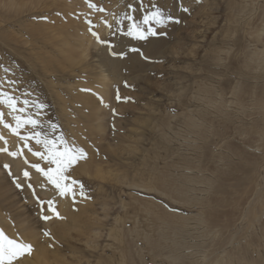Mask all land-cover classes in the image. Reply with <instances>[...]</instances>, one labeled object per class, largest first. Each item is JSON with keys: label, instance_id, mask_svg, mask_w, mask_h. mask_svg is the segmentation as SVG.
Masks as SVG:
<instances>
[{"label": "rangeland", "instance_id": "obj_1", "mask_svg": "<svg viewBox=\"0 0 264 264\" xmlns=\"http://www.w3.org/2000/svg\"><path fill=\"white\" fill-rule=\"evenodd\" d=\"M242 1L25 0L24 6L9 8L10 0H0V82H17L11 87L5 83L0 91L34 102L22 114L0 104L4 122L14 126V115H32L42 125L36 131L53 140L62 136L67 147L86 153L66 173L79 182L74 198L61 197L35 171V164L45 170L54 166L27 149L17 155L24 165L21 176L0 158V176L8 183L0 197V230L32 246L30 255L13 264L37 261L34 252L40 248L53 264H264V84H254L247 67L249 55L264 49V33L251 38L246 19L239 14L234 17L237 23L233 21L232 7ZM262 2L243 4L260 15ZM153 5L171 20L156 29L162 34L149 37L164 40L174 55L169 50L165 59L140 54L143 69L125 70L120 83L109 81L114 104L105 111V131L89 133L75 117L71 95L76 89L89 97L98 94L87 84L76 85L95 81L98 74L92 67L58 64L62 41L76 45L74 33L81 32L75 27L86 24L87 35L97 42L88 55L106 46L113 57H121L116 38L129 22L124 20L115 35L107 26L106 37H101V24L105 27L107 21L115 28L125 14L139 20L145 11L154 10ZM259 25L260 20L255 27ZM92 61L96 59L88 56L83 65L92 66ZM177 83L181 91L174 90ZM35 104L44 107L38 110ZM188 118L197 126H188ZM29 131L26 127L20 134ZM0 136L9 151L23 147V141L2 125ZM0 143L5 147L3 140ZM28 143L33 151H44L34 141ZM84 163H89V173L81 170ZM96 167L107 174L98 177ZM25 170L28 180L22 175ZM16 183L23 186L17 188ZM59 198H68L78 216L79 226L65 234L58 228L68 221ZM50 200L59 218L47 210ZM44 215L51 218L44 220ZM94 231L101 233L98 240L86 237ZM77 240L95 248L87 249ZM176 258L180 262L175 263Z\"/></svg>", "mask_w": 264, "mask_h": 264}, {"label": "bare ground", "instance_id": "obj_2", "mask_svg": "<svg viewBox=\"0 0 264 264\" xmlns=\"http://www.w3.org/2000/svg\"><path fill=\"white\" fill-rule=\"evenodd\" d=\"M11 2L8 4L9 8L13 7L14 5L21 4V7L26 4L25 0H22L20 2H14V0H10ZM241 1V0H240ZM244 1V0H243ZM236 5L232 7V18L233 21L237 23V20L234 18L236 15H241L242 19H246L245 21L246 24L245 29L248 27L251 29L249 35L252 36L255 35V38H262L263 33H264V3L261 6V13L258 16L256 9L252 8V10L247 9V3L245 5ZM262 1V0H261ZM264 1V0H263ZM108 2V0H106ZM260 20V25L259 27H255V23L259 22ZM232 21V19H231ZM241 24V22H239ZM238 23V24H239ZM257 25V24H256ZM76 26V25H75ZM75 29H79L81 33H74V39L75 42L77 43L76 45L71 43L69 40H64L62 41V51L60 52V58L57 59L58 64L66 65L67 63L70 64L71 66H76V65H81L83 70H86L88 68L93 69V71H96L98 74V77L95 81H85V82H76L77 87L78 85H88L91 88H94L97 90L98 94H94L93 96L89 97L88 93L81 92L79 89H76L72 92V97H73V102L75 105L74 114L75 117L78 118L79 120L83 122L84 126L87 127V131L89 133H93L92 131H96L98 133H102L105 131V123H104V118L106 117V112L108 111V106L111 104H114V88L113 91L111 89V86L109 85V81L113 82H122L125 79V70H141L143 69L144 63L140 60L139 55L143 53L146 56H158L162 59H165L168 57V54H166V50L168 53L172 52L173 50H170L169 45L165 47V41L162 40L160 42H157L156 40L148 37L145 41L143 40H137L133 39L131 37L121 35L120 33L117 35V49L119 50L120 53H122L121 57H113L111 52L108 50L106 46L101 47L99 50H97L94 53H91L88 55V51L91 49V47H96L97 42L93 39L91 35H87L88 30L86 24L77 26ZM125 29V26H124ZM253 30V31H252ZM247 31V30H246ZM110 32V29L107 28V26L103 27L101 24L100 26V33L101 37H106L107 33ZM248 33V32H247ZM204 34V33H203ZM70 36L71 33L69 34ZM259 40V39H258ZM69 47L65 49L64 47ZM64 49V50H63ZM131 49H138V51H131ZM254 50V49H253ZM88 56L91 57V59H96V61L93 63L92 61V66L91 64L89 65H83L84 60L88 58ZM248 62V68H251V79H253V83L258 85L260 83L264 84V49H256L254 50L251 55H249V58L247 60ZM95 64V65H94ZM47 67H51V63H47ZM82 70V71H83ZM67 84L70 83L69 79H64ZM262 84V85H263ZM64 85V84H63ZM75 85V86H76ZM176 86L173 85L174 90H180L179 86L182 85L181 83L175 84ZM256 85H253V87H256ZM74 86V87H75ZM181 88V87H180ZM183 88V86H182ZM73 90V89H71ZM181 91V90H180ZM169 92V91H168ZM167 92V93H168ZM175 93H171L172 97H175ZM113 101V103H112ZM66 102V101H65ZM68 102V101H67ZM71 102V101H70ZM69 102V103H70ZM110 107V106H109ZM204 113V112H203ZM186 124L190 126L191 128H194L197 126V124L194 122L192 118L186 119ZM79 127V125H78ZM78 129H82L79 127ZM152 131H155L154 128ZM2 146V143H0V147ZM0 158L4 159L5 162H8L12 168L15 170L17 175L21 176V171L23 169V163L20 160V158L17 156L15 158L13 157H8L5 156L4 154H0ZM82 161V159H81ZM81 170L85 173H89L90 171V165L89 163H84L81 167ZM1 172V171H0ZM2 173V172H1ZM3 174V173H2ZM95 174L98 177H104L107 173L100 167L95 168ZM36 176L39 182H41L40 175L38 173L34 174ZM118 175H114V178L117 179ZM6 176L3 175V177L0 176V197L4 195L2 192V189H5L8 187V183L5 181ZM106 180V178H105ZM10 186V185H9ZM12 192V187H9ZM48 190H52V188L48 187ZM63 202V214L68 221H71V225H68V221L62 223L63 225H59V230H62L61 233L65 234L66 232L70 231L74 226H79L78 221L75 219L78 218L77 214H75L72 209H71V202L69 199H62L59 198ZM71 203V204H70ZM76 221V222H75ZM20 225L24 227V230L27 229L25 227V222L21 221L19 218ZM34 234V232H33ZM86 237L92 238V240H98L101 237V233L94 231V232H89L87 233ZM87 239V238H86ZM32 241H35V238L32 237ZM79 243H82L83 240H77ZM83 245H87V249H92L95 248V246L88 245V242H83ZM35 246V244H34ZM36 253L37 261H34L31 264H53L51 262V259H48L46 257L47 254H45V251H43L41 248L39 249V252H34ZM35 255V254H33ZM179 258H176L174 260L175 263L180 262ZM38 262V263H37ZM55 264H74L73 262H70L69 260L66 261H61V260H54ZM180 264V263H179Z\"/></svg>", "mask_w": 264, "mask_h": 264}, {"label": "snow or ice", "instance_id": "obj_3", "mask_svg": "<svg viewBox=\"0 0 264 264\" xmlns=\"http://www.w3.org/2000/svg\"><path fill=\"white\" fill-rule=\"evenodd\" d=\"M89 7L95 8L100 12L105 11L102 7H98L94 3H90ZM131 7L132 6L129 5V8ZM153 9L154 10L151 11H145V14H143L142 18L139 20L134 18L131 14H125L117 21L115 28H113L112 25L107 24V21H104V23L110 29H113V35H115L121 31L120 24L124 20H127L129 23L125 25L123 35L137 40H144L149 36L162 34L158 33L156 29L158 27H165L169 20H171V17L165 15L164 11H162L159 7L153 5ZM185 11H187V9H185ZM93 34L96 35V33ZM131 51H138V49H131ZM113 55L117 54L113 53ZM141 55H143V53H141ZM5 83L11 87L17 82L15 80L0 82V89H3ZM116 98L117 100L121 99L119 95H117ZM33 103L34 102L28 99H19L12 92L0 91V104L6 105L12 113H25L29 106ZM18 104L21 106L17 107ZM43 107L44 105L42 104H35V108L38 110L43 109ZM36 115L39 116L40 112L37 111ZM13 120L15 122L14 126L11 123L4 122V113L0 112V125H2L4 129L10 130L12 134L18 136L19 139L23 141V147L19 152L9 151L7 141L3 136H0V140H3L5 143V147L0 148V153H7L9 156L15 158L17 155L23 154L24 149H27L32 155L45 161L47 164L54 166L48 167L47 170H45V168L41 167L40 164H35L32 165L35 171L43 175L47 179L48 183L57 190V193L61 197L72 196L74 198L77 194L75 186L78 185L79 182L71 179L68 175H66V173L78 160L86 158V153H84L82 149L74 150L73 148L67 147L66 141H64L62 136L53 140L49 139L46 134L36 131V129L42 125L40 121L38 119H34L32 115H27V117L19 114L14 115ZM26 127H29L32 131H29L26 135H21L20 130L25 129ZM50 127L53 130L56 128L55 125H50ZM28 141H34L36 145L42 146L44 151H33V149L29 146ZM61 145L64 146L61 148ZM25 163H28L27 159H25ZM2 167L10 170V165L8 164H3ZM9 174H11L10 171ZM22 175L25 180L30 179V173L27 170L23 171ZM22 186V184L16 183L17 188H21ZM28 187L31 188L32 185L28 184ZM79 187L81 189L80 194L83 195V185H80ZM37 201L39 202V197H37ZM46 203L48 205L47 210L53 212L54 215L59 218V213L55 210L53 201L50 200ZM41 218L48 220L51 217L44 215ZM45 235H49V233L46 232ZM31 251L32 246L30 244L22 243L16 239L9 238L2 230H0V264H13L14 261L24 257L25 254L30 255Z\"/></svg>", "mask_w": 264, "mask_h": 264}]
</instances>
